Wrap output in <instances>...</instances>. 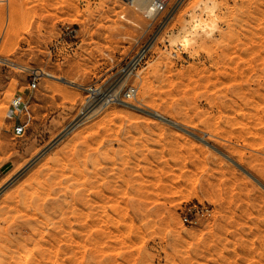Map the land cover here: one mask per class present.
Returning <instances> with one entry per match:
<instances>
[{
	"label": "rangeland",
	"instance_id": "obj_1",
	"mask_svg": "<svg viewBox=\"0 0 264 264\" xmlns=\"http://www.w3.org/2000/svg\"><path fill=\"white\" fill-rule=\"evenodd\" d=\"M263 1L0 0V264H264Z\"/></svg>",
	"mask_w": 264,
	"mask_h": 264
},
{
	"label": "bare ground",
	"instance_id": "obj_2",
	"mask_svg": "<svg viewBox=\"0 0 264 264\" xmlns=\"http://www.w3.org/2000/svg\"><path fill=\"white\" fill-rule=\"evenodd\" d=\"M122 1H125V2H127L130 6H132V7H136L137 5L138 6H142L143 4H145V3H152L153 5V8L151 9L152 10V12L151 13H154V10H156L157 9V7H158V4L159 3H165L166 4V0H122ZM242 1V3L245 1V0H241ZM11 2V1H10ZM264 2V1H263ZM13 3V2H12ZM11 3V4H12ZM228 3H229V0H223V1H220V0H198V7H200V8H198V13L200 14V15H204V14H208V15H215L218 11H220V10H222L223 8H225V7H228ZM262 5V4H261ZM230 7V6H229ZM11 8V7H10ZM260 8V7H259ZM14 9V8H13ZM230 9V8H229ZM261 9V8H260ZM11 11H13L14 12V10H11ZM222 12V11H221ZM218 14V13H217ZM252 14V13H251ZM219 15V14H218ZM254 15V14H253ZM201 17V16H200ZM249 17H250V15H249ZM248 17V18H249ZM202 18V17H201ZM252 18V17H251ZM250 18V19H251ZM255 18V17H254ZM258 18V17H257ZM260 18V17H259ZM200 21V19H198V23L196 22V20L194 19V21H193V23L191 24V26L186 30V32H185V34L181 37V41H188V37H189V35H190V33L192 32V31H194L195 29H196V27L197 26H199L200 25V23L201 22H203L201 25V27H202V29H206V24L204 25V23H206L205 22V20H203V21H201V22H199ZM23 22V21H22ZM135 23H137V22H135ZM138 24V23H137ZM132 25V24H131ZM134 26H136L135 24H133ZM133 26V27H134ZM138 26V25H137ZM200 26H199V28H201ZM141 28V27H140ZM132 30V29H131ZM137 30V29H136ZM135 30V31H136ZM134 30H132V32H133ZM202 32L203 33H201V31L198 33V35H199V37H198V39L200 40V41H202L203 43L204 42H208V41H210V40H212L214 37H215V32L214 31H203L202 30ZM217 32V31H216ZM226 32V31H225ZM224 31L222 32V33H225ZM225 34H227V33H225ZM224 34V35H225ZM131 35H133V34H131ZM221 35V34H220ZM260 35V34H259ZM258 36V35H257ZM264 37V36H263ZM6 60V59H5ZM12 63V62H11ZM20 68V67H19ZM23 68V67H22ZM24 70H26L27 71V69H24ZM29 71V70H28ZM34 72V71H33ZM35 73H38V71H35ZM41 74L42 75H44V76H46V77H55L53 74H51V73H48V72H41ZM57 79H59V80H61V81H63V82H66V83H68V81H66V80H64V78H57ZM210 82V81H209ZM88 90V89H87ZM104 94V93H103ZM109 94V93H108ZM104 102H105V100H104ZM117 102V101H116ZM118 103V102H117ZM119 103H121L120 102V100H119ZM106 104H108V102H106L105 103V105ZM123 104H124V102H123ZM95 105V104H94ZM130 106V105H129ZM95 107V106H94ZM131 107H132V105H131ZM133 107H135V108H138L137 106H134L133 105ZM93 110V109H92ZM91 110V111H92ZM91 111H89V112H91ZM88 112V113H89ZM35 159V158H34ZM37 159V158H36ZM26 167V166H25ZM28 167V166H27ZM24 170V169H23ZM163 170V169H162ZM17 176V175H16ZM15 176V177H16ZM14 178V177H13ZM11 181V180H10ZM12 182V181H11ZM136 182V181H135ZM153 183V182H152ZM154 184V183H153ZM111 187V186H110ZM108 188V187H107ZM125 190V189H124ZM139 190H140V188H139ZM124 193V192H123ZM120 194V193H119ZM106 195V194H105ZM146 195V194H145ZM48 196V195H47ZM129 196V195H128ZM151 196V195H150ZM51 196H49V198H50ZM104 197V196H103ZM107 197V196H106ZM133 197V196H132ZM142 197H144L145 198V196H142ZM51 198H53V197H51ZM144 198H142V199H144ZM112 199V198H111ZM47 200V199H46ZM57 200V199H56ZM76 200H78V199H76ZM119 200V199H118ZM145 200V199H144ZM42 201V200H41ZM102 201V200H101ZM150 201H151V198H150ZM43 202V201H42ZM58 201H55V202H51V203H48L47 201H44L43 203H40L39 205H40V207H38L39 208V212L40 211H44V210H48L49 211V209H52V210H56V208H57V203ZM103 202V201H102ZM107 202H108V200H107ZM107 202H106V204H107ZM29 203V202H28ZM79 203V202H78ZM98 204V203H97ZM99 204H102L101 202H99ZM126 204V203H125ZM38 205V206H39ZM79 205V204H78ZM82 205V204H81ZM75 206V205H74ZM103 206V205H102ZM61 207V206H60ZM101 207V206H100ZM122 207V206H121ZM80 208V207H79ZM78 208V209H79ZM17 209V208H16ZM61 209V208H60ZM77 209V211H79ZM85 209V208H84ZM92 209V208H91ZM95 209V208H94ZM14 210V209H13ZM18 210V209H17ZM99 210V209H98ZM97 210V211H98ZM116 210V208L114 209V211ZM124 210V209H123ZM127 210V209H126ZM84 211V210H83ZM93 211V210H92ZM133 211V210H132ZM62 212V211H61ZM64 212V211H63ZM82 212V211H81ZM80 212V213H81ZM115 212H119L118 211V208H117V210L115 211ZM115 212H113L114 214H115ZM21 213H23V212H21ZM48 213H50V212H48ZM55 213V212H54ZM78 213V212H77ZM125 213V212H124ZM35 214V213H34ZM53 214V213H52ZM51 214V215H52ZM63 214V213H62ZM94 214V213H93ZM93 214H91L90 213V215H89V217L92 215L93 216ZM117 214V213H116ZM119 214V213H118ZM117 214V215H118ZM32 215V214H31ZM54 215V214H53ZM82 215H84V214H82ZM125 215V214H124ZM135 215V214H134ZM28 216H29V214H28ZM36 216V215H35ZM45 216V215H44ZM65 216H67V215H65ZM68 216H69V214H68ZM68 216H67V218H68ZM75 216H78V215H75ZM75 216H73V217H75ZM111 216V215H110ZM128 216V215H127ZM129 216H130V214H129ZM37 217V216H36ZM62 217H63V215H62ZM79 217H80V215H79ZM81 217H84V216H81ZM88 217V216H87ZM131 217V216H130ZM32 218V217H31ZM51 218H53V217H51ZM77 218V217H76ZM33 219V218H32ZM63 219H65V217H63ZM72 219H74V218H72ZM79 219V218H78ZM85 218H82V220L81 221H85L84 220ZM89 219H91V218H89ZM131 219V218H130ZM36 220H38L37 218H36ZM49 220V219H48ZM68 220V222L70 221V219H67ZM66 220V221H67ZM75 220V219H74ZM93 220V219H92ZM42 221V220H41ZM64 221V220H63ZM76 221V220H75ZM78 221V220H77ZM27 222V221H26ZM40 222V221H39ZM61 222V221H60ZM85 222H88V221H85ZM122 222V221H121ZM38 223V222H37ZM67 223V222H66ZM77 223V222H76ZM82 222H80L79 221V224H81ZM89 223V222H88ZM92 223H93V221H92ZM96 223V222H95ZM102 223V222H101ZM119 223V222H118ZM131 223V222H130ZM31 224V223H30ZM29 224V225H30ZM40 224V223H39ZM59 224V223H58ZM61 224V223H60ZM59 224V226H62V225H60ZM64 224H65V221H64ZM78 224V223H77ZM83 224V223H82ZM57 225V224H56ZM71 225V224H70ZM84 225H85V223H84ZM82 226V230H84L85 228L87 229V227L86 226ZM91 225V224H90ZM97 224H95V226H96ZM100 225V224H99ZM114 225V224H113ZM31 226V225H30ZM76 226V225H75ZM74 226V227H75ZM102 226H104V225H102ZM106 226V225H105ZM112 226V225H111ZM117 226V225H116ZM91 227V226H90ZM94 227V226H93ZM92 227V228H93ZM97 227V226H96ZM99 227H101V226H99ZM98 227V229L97 230H99L100 228ZM114 227V226H113ZM113 227H109V228H113ZM33 228V227H32ZM60 228H62V227H60ZM71 228V227H70ZM64 229V228H63ZM63 229H61L62 231H63ZM73 229V228H72ZM88 229H89V226H88ZM96 229V228H95ZM102 229H104V228H102ZM101 229V230H102ZM127 229V228H126ZM21 230H22V228H21ZM93 230V229H92ZM105 231H106V229H104ZM104 230H102V232L104 231ZM108 231H110V229H107ZM116 230H117V227H116ZM50 231H53V230H50ZM66 231V230H65ZM65 231H64V233H65ZM78 231V230H77ZM80 231V230H79ZM85 231V230H84ZM100 231V230H99ZM98 231V232H99ZM119 231V230H118ZM117 231V232H118ZM41 232V231H40ZM58 232V231H57ZM56 232V233H57ZM70 232V231H69ZM73 233H74V231H72ZM82 232V231H81ZM87 232V231H86ZM89 232H91V230H89ZM94 232V231H93ZM101 232V233H102ZM111 232V231H110ZM115 232V231H114ZM114 232H111V234L112 233H114ZM121 232V231H120ZM44 233V232H43ZM59 233V232H58ZM71 233V232H70ZM70 233H67V234H69L70 235ZM77 233H79V232H77ZM83 233V232H82ZM96 232H94L93 233V235L95 234ZM119 233V232H118ZM36 234V233H35ZM59 234H61V233H59ZM96 234H99V233H96ZM115 234V233H114ZM41 235V234H40ZM44 235V234H43ZM55 235V234H54ZM62 235H63V233H62ZM61 235V236H62ZM68 235V236H69ZM72 235V234H71ZM71 235L69 236V237H71ZM52 236V235H51ZM58 236V235H57ZM79 236V235H78ZM98 237H99V235H97ZM56 237V236H55ZM67 237V236H66ZM69 237H68V239H69ZM89 237V236H88ZM57 239L59 238V237H56ZM61 238V237H60ZM64 238V237H63ZM84 238V237H83ZM93 238V237H92ZM95 238V237H94ZM97 238V237H96ZM74 238H72L71 237V240H73ZM88 239V238H87ZM100 239V238H99ZM103 239V238H102ZM47 240H49V239H45V241H47ZM54 240V239H53ZM61 240V239H60ZM63 240V239H62ZM75 240V239H74ZM82 240V239H81ZM84 240V239H83ZM82 240V241H83ZM93 240V239H92ZM91 240V241H92ZM96 240V239H95ZM95 240H93V241H95ZM41 241V240H40ZM57 241V240H56ZM55 242V241H54ZM71 242H73V241H71ZM70 241H69V243H71ZM34 243V242H33ZM42 243V242H41ZM49 243V242H48ZM51 243H52V241H51ZM56 243V242H55ZM54 243V244H55ZM75 244H76V242H74ZM82 243V242H81ZM96 243V242H95ZM101 243H104V242H101ZM108 243V242H107ZM54 244H52V245H54ZM79 244V243H78ZM77 244V245H78ZM98 244H99V240H98ZM51 245V244H50ZM51 245V246H52ZM104 245H105V243H104ZM28 246V245H27ZM34 246V245H33ZM66 246H69L70 247V245H66ZM81 246V245H80ZM79 246V247H80ZM89 246V245H88ZM103 246V245H102ZM29 247V246H28ZM44 247V246H43ZM27 248V247H26ZM86 248V247H85ZM30 249V248H29ZM41 249V248H40ZM44 249V248H43ZM67 249V248H66ZM65 249V250H66ZM73 249H74V247H73ZM95 249V248H94ZM69 250V249H68ZM25 251V250H24ZM25 252H28L27 250L25 251ZM68 252V251H67ZM101 252V251H100ZM33 252L32 251H30V252H28L27 254H26V256H24V258L23 259H25V257H29L31 254H32ZM66 253V252H65ZM82 254V253H81ZM22 255V254H21ZM24 255V254H23ZM83 256H84V254H83ZM31 257V256H30ZM77 257H78V255H77ZM78 258H80V257H78ZM11 259V258H10ZM30 259V258H29ZM26 260V259H25ZM63 262V261H62ZM66 262V261H65ZM68 263H71L72 261H71V258L67 261ZM79 262V261H78ZM82 262V261H81ZM77 263V262H76ZM25 264V263H24Z\"/></svg>",
	"mask_w": 264,
	"mask_h": 264
},
{
	"label": "built area",
	"instance_id": "obj_3",
	"mask_svg": "<svg viewBox=\"0 0 264 264\" xmlns=\"http://www.w3.org/2000/svg\"><path fill=\"white\" fill-rule=\"evenodd\" d=\"M163 4L165 3H159L158 4V9L157 12L158 14L162 13V10L164 9ZM68 30H70V32H73V29H70V27H67ZM36 74V73H35ZM37 75V74H36ZM38 85V78L34 77L31 82L29 83V90L30 91H34L37 88ZM136 88L135 87H131L130 89H128L126 97L129 99H132L135 97L136 94ZM90 92V96H91V102H98V101H106V102H116L118 101L119 97L117 95H104L100 92V90L97 87H91V89H89ZM26 102L25 100L22 98V96L17 95V97H15L11 103V106L8 110V117L11 118L14 121V125H13V131L15 133V135L20 136L23 135L25 133V126L24 124L21 122L20 120V115L22 114V112L24 111V109L26 108ZM186 221L188 220L187 218H184Z\"/></svg>",
	"mask_w": 264,
	"mask_h": 264
}]
</instances>
